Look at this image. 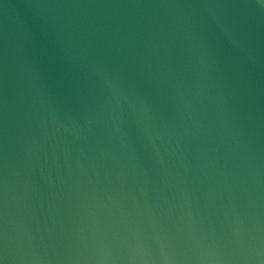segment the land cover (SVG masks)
I'll return each instance as SVG.
<instances>
[{
  "label": "water",
  "instance_id": "obj_1",
  "mask_svg": "<svg viewBox=\"0 0 264 264\" xmlns=\"http://www.w3.org/2000/svg\"><path fill=\"white\" fill-rule=\"evenodd\" d=\"M0 264H264V0H0Z\"/></svg>",
  "mask_w": 264,
  "mask_h": 264
}]
</instances>
